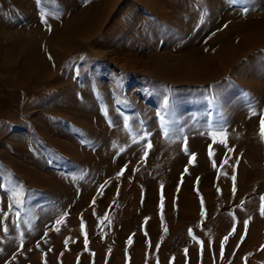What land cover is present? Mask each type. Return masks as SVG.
Here are the masks:
<instances>
[{"label": "rangeland", "instance_id": "obj_1", "mask_svg": "<svg viewBox=\"0 0 264 264\" xmlns=\"http://www.w3.org/2000/svg\"><path fill=\"white\" fill-rule=\"evenodd\" d=\"M141 1L147 2L152 9L139 0H110L108 17L101 30L89 41H74L70 54L63 58L64 65L57 67L55 76L67 74L62 83L31 82L28 89L21 90L19 98L7 109L8 112L4 108V104L8 105L7 96L0 98V264H137L133 260V252L140 246L139 249L144 247L142 259L147 258V261L142 260L138 264H264V215L260 214L261 197H264V140L261 136V159L254 163L259 164L255 170L259 169L262 176L255 175L261 180H256L258 184L255 181L250 189L243 191H239L237 182L244 167L241 165L246 162L243 161L247 151L237 140L238 136L243 131L259 135V118L264 115V103L251 100L249 88L240 83L236 86L228 79L230 84L225 86L228 84L225 80L229 78L227 76L218 79V82L200 86L202 88L193 86L189 89L182 86L171 88L167 81L159 80L154 74L155 69L157 73L165 74L168 66L177 65L179 58L196 47H199L198 54L215 57L218 46L211 41L215 34L226 33L225 29L233 22L226 14L237 10L232 15L235 16L234 21L259 16L262 10V14L264 12L259 5L260 0H185L184 3L190 6L183 9L184 12L163 5L161 8L158 6L159 9L156 7L158 3H155L157 0ZM29 2L35 6L32 10L34 17L40 16L45 21L62 19L66 9L63 4L50 5L44 0ZM75 2L77 10L90 3L89 0ZM11 6L15 5L10 3L9 8ZM244 8H248L246 14L243 13ZM6 9L0 4V21L16 19V15L7 17L10 10L5 13ZM19 10L22 11V8L19 7ZM127 11L132 13L129 25L137 31L127 32L124 25L113 23V20L124 17ZM160 11L166 20L156 19L155 13L160 14ZM26 17L22 15L21 26L28 22ZM35 21L34 24L32 20L27 23L30 27H25L22 33L25 37L37 36L40 26L38 20ZM187 26L190 28H185ZM183 27L186 30L182 31ZM9 35L7 33L5 36ZM187 45L192 49L186 48ZM46 46L43 45L44 51L48 48ZM252 60L250 64L262 66L257 78L264 76V53ZM247 62L243 63L246 67ZM243 71L239 75L241 78L252 76L251 70L247 71L246 68L247 72ZM2 77L0 73V80ZM222 81H226V84ZM2 83L0 88L6 86ZM218 84L223 86L221 88L226 95H213V90H218V86L215 87ZM202 103L207 105L205 118L209 129H213L217 122L213 115L214 107L226 106V115L238 105L243 109L239 111V117L236 116L237 123L231 122L227 127L220 121L215 125L218 129L214 128V131L221 132L219 143L222 149H203L204 159L211 163L212 171L215 170V177L211 178L209 185H216L218 189L220 185H225L229 191L224 199H219L214 209L207 212L204 201L198 198L202 192L199 174L194 173L190 191L197 196L201 209H205L202 211L204 214L196 222L186 223L172 231L170 224L174 220L166 215L168 198L163 192H158L156 197L154 194L153 202L148 207L150 212L137 209L138 204L142 205L146 186L142 188L143 191L136 190L141 194L135 192L125 200L121 194L132 188L138 167L144 168L151 162L161 160L157 155L149 158L151 137L158 133L167 137L169 122L180 133L185 125L193 129L199 120V123L206 121L199 114L195 116L202 109ZM221 111L223 114L222 108ZM143 114L149 116L143 117ZM218 114L220 116L221 113ZM246 118L254 119L255 123H247ZM219 120L222 119L219 117ZM115 129L118 133L113 136ZM102 130L103 133L100 132ZM182 142L183 148L179 151L182 155L188 154L189 158L182 162L184 164L179 162L175 165L176 175L174 173L170 182L171 192L175 193L182 189L184 180L197 165L195 152L185 149V139ZM138 145L142 148L132 157L127 156ZM209 151L212 152L211 156ZM161 171L166 172V169ZM121 172L122 175H118ZM153 174L148 172L146 177L143 175V180L149 176L153 178L156 175ZM256 176H251V179ZM251 179L248 181H253ZM58 182L70 186L71 194L63 188L59 190ZM131 199L135 202H131ZM245 203L251 205L252 210L246 209ZM125 216L130 220H126ZM153 218L154 224L151 226L149 224ZM211 220L214 222L212 226ZM256 220H261V223ZM131 221L136 222L132 224ZM172 232L176 237H171ZM116 233H119L120 239ZM214 234L217 235L214 237ZM136 237L142 245L136 242ZM129 238L132 239L131 244L128 243ZM116 240L119 244H116ZM221 248L223 257L220 255ZM163 250L167 252V257L160 261Z\"/></svg>", "mask_w": 264, "mask_h": 264}, {"label": "bare ground", "instance_id": "obj_2", "mask_svg": "<svg viewBox=\"0 0 264 264\" xmlns=\"http://www.w3.org/2000/svg\"><path fill=\"white\" fill-rule=\"evenodd\" d=\"M44 1H45V3L50 4V5L51 4H56L57 6L62 5V4L65 5L66 9L64 10L63 18L60 20H56V21L54 19L53 20L51 19L52 21H50V20L45 21V19L40 18V16L34 17V14H32V10L35 6L34 7L31 6V2H29V0H0L1 6H3V8L4 7L7 8L5 13H7L10 10L9 15L6 14L7 17L8 16H14V15L17 16L16 19H14L13 21L10 20L11 22L6 21L5 19H2V22L0 21L1 22L0 23V37H1L0 38V52H1V54H0V57H1V59H0V73L3 75L2 79L0 80V83L3 82L6 85L5 87L2 86V88H0V98L1 97L6 98V96H7V99H8L7 104L8 105L4 104L5 110H7L9 107L13 106L12 104L15 102L17 97L19 98L21 90L28 89L29 85L33 81H37L40 83H45L48 81L51 83H57V84L62 83L65 80V77L67 76V74H66V76L63 75V77L55 76V71L58 70V68H57L58 66H60L59 68H61L64 65V63H62V62H65L63 58L67 57V55L70 54L69 50L71 48L72 43L74 41H79V40L89 41L91 39V37H93L96 34L97 31L101 30L103 23L107 20V17H108L107 14L109 13V7H110L109 6L110 0H89L90 3L87 2V4L84 5L85 7H83V9H81V10L76 9L75 0L73 2H70V0H44ZM139 1L141 3H143L144 5L148 6L149 8H151V6L148 5L147 2H145V1L143 2L141 0H139ZM146 1H148V0H146ZM190 1L192 2V0H190ZM184 2H185V0H157V2H155V3H158V5L156 7L159 6L161 8V5H163L166 7H175L176 9H180L183 11V9H187L188 6H190L188 4H185ZM10 3H11V5H15L14 7L11 6V8L13 7L14 9L9 8ZM197 3L198 2H196V4ZM207 4H208V2H207ZM259 5H260L261 9H264V0H262V1L260 0ZM19 7L22 8V11L19 10ZM157 9L155 8L154 10H157ZM39 11L42 12V10H39ZM48 11H50V10H48ZM187 11H189V9ZM262 11L260 13L261 15H259V16L254 15L255 17L254 16L249 17V18L245 17V19H243V20L234 21L235 19L233 17H235V16H232V15L233 14L235 15L237 10H231L226 15L228 16V18L230 20H233V22H231L230 25L227 26L228 28L225 29L226 33H223L219 36L217 34H215L216 37H214V39L211 41V43H216L218 46L217 47L218 51H217V54L215 55V57H213L214 56L213 55V56H209L207 58V56H205L203 54L202 55L198 54L199 53V47L198 48L196 47V49H192V47L190 48V46L187 45L186 48L189 47V49H192L191 51H189L191 53L184 55L183 56L184 59H181L183 57L179 58L177 60V65L172 64L170 67L168 66L166 68L167 71L165 74L161 75L162 73L161 74H159V72L157 73L156 69L154 70V74L157 76V78L159 80L167 81V83H169V86L171 88H172V86H179V87L182 86L183 88L185 87V88H189V89H191L193 86H197V89H198V87H200V86L203 87L204 85H209V84H212L213 82L215 83L216 81L218 82L219 81L218 79L224 78L225 76H227V77H229V78H225V80H227V83H228V79H230L229 81L231 82V84L234 83L236 86H238V84L240 83L241 85L249 88L251 100L256 99V100H259L260 103H264V76L261 75V76H259V78H257L258 72L260 71V73H261L262 66L261 65L257 66L255 63L250 64L253 62V60L250 61L251 59H255L258 55H261L262 53H264V12L262 14ZM45 12H46V10H45ZM160 12H161L160 14L155 13L156 19H158V20L165 19L164 16L162 15V11H160ZM22 13L24 14V16H26V15L28 16V17H26L28 22H29V20L33 21L32 24H34L35 20H38L40 28L37 30V36L34 35L32 37L27 38L22 34L25 27L26 28L30 27V25L27 24L28 22H26V23L24 22L25 26H21L22 25L21 18L23 15ZM127 13L129 15H127ZM127 13L124 15V17H121V19L119 18V19H117V21L113 20V23L117 22L118 24L120 23V24L124 25L126 27L127 32L133 31V30L137 31V29L132 28L129 25V23H131V14L132 13L128 12V11H127ZM194 17L196 18L195 15L193 16V19H195ZM243 18H244V16H243ZM194 21H196V19ZM192 22H193V20H192ZM227 22H229V21H227ZM194 23H196V22H194ZM175 24L176 23L174 22V25ZM188 27L189 26H187L185 28H188ZM185 28L183 27L182 31L186 30ZM222 31L224 32V30H222ZM7 33H9L10 35L5 36ZM195 34H197V33H195ZM231 42H232V44H231ZM45 44L48 46L46 51H44V47H43V45H45ZM214 49H216V48H214ZM18 58H19V62L17 63ZM48 58H50L52 60V62L48 61L49 60ZM245 61H249V62H247L248 63L247 67L243 64ZM246 68H247V71L251 70V73H252L251 74L252 76L246 78L247 80L244 78H241L239 76L241 74V72L243 71L242 69H245L243 71V72H245ZM68 69H69V67H68ZM65 71H66V69H65ZM254 75H256V76L254 77ZM13 77L16 78L15 81L12 80ZM222 82L223 83L225 82L224 84H226V81H222ZM223 83H221L220 85L224 86ZM229 84L230 83L226 84L225 86H228ZM43 85H45V84H43ZM212 86H214V85H212ZM216 86H218V90L213 88L214 89L213 95H215L216 93H218V94H216L217 96H219V94H220V96L226 95L224 90L222 91L221 87H223V86H219V84L215 85V87ZM202 87H200V88H202ZM176 88H178V87H176ZM29 91L30 90H28L27 92H29ZM176 91L177 90H175V92ZM10 93H13L14 95H12ZM170 94H172V93H170ZM188 95H189V93H188ZM203 95H204V93H203ZM193 96H194V94H193ZM231 105L232 104H230V106ZM249 105H247V106H249ZM206 106L207 105L205 103H202V109H200V111H198L197 114L195 112V114H196L195 116H197L199 114L201 117L204 118V120H206L202 123H199L200 122V120H199L198 123H195V128L190 129V127H188V125H185L184 126L185 129H183V131L180 130L181 132L177 133L178 131H176V127L174 128L172 126V124L169 122V124H168L169 128H167V129H169L170 131L168 130L169 133L166 135L167 137H163L162 135H158L159 133L155 134L151 137L152 138L151 139L152 145L150 147L151 150H150V157L149 158H151V157L153 158L154 155H157L161 160L157 163H153L150 160L151 163L149 165H146V167H144V168L141 167L140 169L138 167V169L135 171V176L133 178L134 183H132L133 184L132 188L128 189V191L124 190L125 192L122 191V194H121L122 195L121 198L123 200H125L126 197H129L128 195L134 194L135 192L137 194L138 193L136 191L137 189H139L140 191H143L142 188L146 186L147 190L145 191L146 192L144 195L145 197L143 198V201L141 200L142 205H139L137 203L139 206V207H137V209L141 210L143 208V209H146L147 211L150 212L151 210L148 207H150V205L153 202L152 200L154 199V194L156 197L161 192H163L168 198L166 200L167 201V203H166V213L167 214L166 215H168L167 217H169L170 220H174V222L176 221V223L173 222L170 224L172 231L175 228L176 229L179 228L181 225H183V226H184V224L186 225V223L192 224L193 222H196L201 217L203 210L206 209L208 212V210L210 211V210L214 209L217 206L219 199H221V198L224 199L227 196V193L229 191L228 187L225 185H220V189H218L219 187L216 188V185L215 186L209 185V181L213 177V175H214L213 171H215V170L212 171L211 163L207 162L206 161L207 159L206 160L204 159L205 155L203 156V154H204L203 151H205V150H203V149H212V148L213 149H222L221 144L219 143L220 137H221L219 135V133H221V132L214 131V128L218 129L215 125H217L220 121L222 123H224V125L227 127L229 126V124L231 122L235 121L237 123L236 116L239 117V113H240L239 111H242L243 109L241 110V107H240L241 105L237 106V104H234V106H237V107H235L236 109H234V111L232 113H229V115H226V106H221V108L224 112L223 114H222L220 107H216V109L214 107L213 115H214V118L216 119L217 122H215V124L212 126L213 129H209L210 125L207 121V118H205L207 116V114H205L206 113L205 112ZM230 106H228V107H230ZM260 109H261V107H260ZM91 110H93V109H91ZM7 112H8V110H7ZM146 112H148V111H146ZM219 112L221 113L220 116L218 114ZM90 113H91V111H90ZM145 116L148 117L149 115L148 116L144 115L143 117H145ZM219 117L222 120H219ZM253 118H255V117H253ZM246 119H248V118H246ZM246 119H244V120H246ZM238 120H240V119L238 118ZM257 121H258V119H257ZM246 122L249 124H252V123H255V120L252 118H249L248 121H246ZM86 123L88 126L89 123L88 122H86ZM239 124H241V122ZM146 126L148 127V125H146ZM88 127H90V126H88ZM243 127L246 128V126H243ZM134 128H136V127H134ZM249 128H251V127H249ZM254 129H256V128H254ZM103 130L100 132L103 133ZM194 130H197V132H194ZM248 130H251V129H248ZM248 132L243 131V133H241V135L238 136V139H237L239 141V143L241 144V146L243 145L247 149L246 156H245L246 159L243 157L245 159L243 162L246 161L245 163H247V164L244 163V165H241L242 167L244 166L245 168L244 167L241 168L242 172H241V175L239 177V180H237V182H239V184H238L239 191H243L245 189H250L252 184L255 183L256 180H259V179L261 180V178L259 176H256V175L261 174V173H259V169L255 170L256 167L259 166V164H257V165L254 164L255 161H258L261 159L260 158V155H261L260 150H261L262 145L260 143V138H259L260 132H259V135H251ZM117 133H118L117 130L116 131L113 130V136L116 135ZM131 137H133V136H131ZM183 139H185V145H184L185 149H190V151L192 150L195 152L196 159H197L196 160L197 165L192 169V173L189 174L190 176L184 180V182L182 184V189L178 193H175V192H171L173 190L170 187V182L174 177V173L176 175V166L175 165H177V163H179V162H181V164H184L186 162V160H188V158H189L188 154L182 155L179 151V149L183 148V145H182ZM140 145H142V144H140ZM140 145L136 146L135 148L133 147L132 150H130L128 152L127 156L132 157L133 154L136 153V151H138L139 149L142 148V146H140ZM144 147H145V144H144ZM220 152H222V151H220ZM87 158H89V156ZM219 158H217V159H219ZM183 161H185V162L182 163ZM224 165H225V163H224ZM161 167H164L166 169V172H162L161 170L162 169L165 170V169L161 168ZM247 169L249 170L250 173L246 172ZM148 172L155 173L156 175L153 174V175H155L153 178L156 180H154V181L151 180L153 178H150L149 175H148L149 176L148 179L143 180L144 179L143 175L144 176H145V174L147 175ZM178 173H180V171H178ZM194 173L199 174V182H201L199 187L201 188L202 192H201L200 197H198V198H202V200L204 201L203 204H205V209H201V207L198 205L199 203L197 204V199H198L197 196L193 195L190 191V189L192 188L191 176ZM235 176L236 175H234V177ZM251 176H256L257 178L254 177L253 179H251ZM261 176H262V174H261ZM262 177H264V176H262ZM249 178L253 181L250 180L251 182H249L248 181ZM53 181L55 182L56 180H53ZM229 182H230V180H229ZM49 183H48V185H49ZM58 183L59 184L56 183V185L61 187V189L59 188V190L62 191L63 189H65L68 191L69 194H71V192H70L71 188L69 189L70 186L66 187L62 183H60V182H58ZM63 183H64V181H63ZM256 183H257V181H256ZM129 187H131V186H129ZM253 187H254V185H253ZM51 188L53 189L54 186H52ZM158 192H159V194L157 195ZM138 194H141V193L139 192ZM134 196H136V195H134ZM71 198H72V196H71ZM172 198H175L177 200L174 201ZM171 201H174L175 203H170ZM237 201H238V199L236 201L234 200V202H237ZM108 202H111V201H108ZM131 202H135V201H132V199H131ZM65 206H66V204H65ZM117 207H119V206H117ZM245 208L248 210H252L251 205H249L248 203H245ZM121 210L119 211L120 213H121ZM163 212L165 213V211H163ZM116 213H117V211H116ZM152 213H153V211H152ZM209 213H211V212H209ZM137 218L135 217V219H137ZM240 218L242 219L243 217H240ZM127 219H129V218L126 217V220ZM159 219H160V222H162L160 217H159ZM256 219H259V218H256ZM91 220H92V218H91ZM92 221L94 222L95 220H92ZM93 222H91V223H93ZM133 222H136V221H133ZM133 222L131 221L132 224H133ZM224 222H226V221H224ZM252 222H250V223H252ZM259 222L261 223V220ZM259 222L257 221V223H259ZM136 224H138V223H136ZM152 224H154V218L150 221L149 225L152 226ZM210 224H211V226L214 224L213 220L210 221ZM258 226H259V224H258ZM255 227L256 226H254L252 230H254ZM159 229H160V227H159ZM260 229H261V227H260ZM116 234H117L118 239H120L119 233H116ZM153 235H154V233H153ZM211 235H212V233H211ZM216 235L214 234V237ZM173 236H175V234L172 232L171 237H173ZM168 239L170 240V237H168ZM171 239H173V238H171ZM135 240L138 244L141 243L140 245H142V242L140 241V239L138 237H136ZM155 240L154 241L156 243L157 239H155ZM58 243H60V242H58ZM116 244H119L118 240H116ZM151 247H152V245H151ZM139 248H135L134 252H133V254H134L133 260H134V262H137V264H138V262L139 263L142 262V260L147 261V258L142 259L144 247H143V249H139ZM166 255H167V252L165 250H163V252L161 254L162 257H161L160 261L162 259H165V257H167ZM263 257H264V255H263ZM216 259H218V258H216Z\"/></svg>", "mask_w": 264, "mask_h": 264}, {"label": "snow or ice", "instance_id": "obj_3", "mask_svg": "<svg viewBox=\"0 0 264 264\" xmlns=\"http://www.w3.org/2000/svg\"><path fill=\"white\" fill-rule=\"evenodd\" d=\"M247 12H248V8H244L243 9V13L246 14ZM224 136H225V140H226V133L224 134ZM260 136H261V139L264 140V115H261V117H260ZM149 147H151V145H149ZM230 151H231V149H230ZM211 155H212V152L209 151V156H211ZM194 159H195V157L193 156V160ZM215 166H216L215 163H213V167H215ZM118 175H122V172L119 173ZM261 201H262V203H261V206H260V214L261 215H264V197H261ZM93 203H95V201H93ZM203 214L204 213L202 212V215ZM17 215H19V214L17 213ZM60 222L61 221H57V223H60ZM244 223H245V232H247V221H245ZM4 230L6 232L7 231V228H5ZM56 230L59 231V229H56ZM165 231H166V229H165ZM233 231H234V229H233ZM189 232L191 234V230H189ZM225 240H227V237H225ZM128 243L129 244L132 243V239L131 238H129ZM85 244H87V240L85 241ZM185 252H187V250H185ZM220 255H221V257H223V250H222V248H221Z\"/></svg>", "mask_w": 264, "mask_h": 264}]
</instances>
